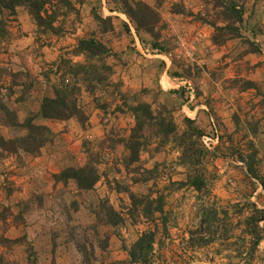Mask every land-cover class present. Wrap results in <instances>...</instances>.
<instances>
[{"label":"rangeland","instance_id":"obj_1","mask_svg":"<svg viewBox=\"0 0 264 264\" xmlns=\"http://www.w3.org/2000/svg\"><path fill=\"white\" fill-rule=\"evenodd\" d=\"M81 40L101 54L89 59ZM56 91L76 98L83 121L41 115ZM141 103L175 132L148 127L129 163ZM30 119L49 130L36 153L18 141ZM190 141L204 153L201 191L185 183ZM249 144L264 173V0H0V264L40 253L63 264H264V191L240 159ZM89 159L92 188L61 176ZM146 231L153 249L132 262Z\"/></svg>","mask_w":264,"mask_h":264},{"label":"trees","instance_id":"obj_2","mask_svg":"<svg viewBox=\"0 0 264 264\" xmlns=\"http://www.w3.org/2000/svg\"><path fill=\"white\" fill-rule=\"evenodd\" d=\"M3 1L8 6H10V8H14L17 5L24 3V1L31 0H1V2ZM37 1L33 0V2ZM43 3L38 6V13ZM130 16L135 20L137 27H146L145 22L139 16H135L134 13H132ZM80 43L81 46L83 44L91 43L88 48H85V50L89 52V54H87V57L89 59H93L95 56H97V54H101V51L97 49V47L100 48V46H96L95 42L81 40ZM92 45L95 46L92 47ZM83 114L84 113L77 104L76 98L70 97L60 91H56L54 97H44L41 104V115L47 119H68L71 117H78L79 120L83 121L85 118ZM134 114L136 124L127 141V148L130 150V154L128 156L129 163L138 160L139 149L142 144L141 139L146 137L144 130L148 129V127L156 126L154 133L164 139L169 138V135L175 132V125L172 122H166L165 119H157L152 109L145 103L139 104L135 108ZM189 121L192 122L191 120ZM20 126H24L29 130L28 136H25L18 140L19 145L21 146L20 149L32 153L38 152L39 148H41L45 143V133L49 131L47 127L33 124V119H30L28 121L26 120L24 123L20 124ZM12 144H14V142H12ZM187 146L189 148L187 147L185 149V152H182L183 162H189L191 166L189 168L187 180L185 183L194 187L196 190L201 191L208 180V176L206 175L207 171L205 172V168L202 167V163L205 159L203 157L204 153L200 154L201 150L193 148V141H190V144H188ZM192 149L193 152L189 151ZM249 149V154H241L240 159L244 163L246 173L252 179L256 180L264 191V173L261 172V170L257 167L258 150L251 144H249ZM199 166H201V168ZM61 176H63L64 179L73 178L76 181L78 187L83 190L92 188L99 180L97 167L95 163L90 159L83 167L65 169L62 172ZM257 213H259L257 221H264V209L257 210ZM260 239L261 236L256 238L255 244H257ZM154 241V231L143 232L130 250L129 254L131 255L132 262L147 261L148 252L153 249Z\"/></svg>","mask_w":264,"mask_h":264},{"label":"crops","instance_id":"obj_3","mask_svg":"<svg viewBox=\"0 0 264 264\" xmlns=\"http://www.w3.org/2000/svg\"><path fill=\"white\" fill-rule=\"evenodd\" d=\"M22 216H24L25 217V214H22ZM27 217V216H26ZM10 217H7V219L5 220L6 222H9L10 221V219H9ZM9 233H12V231L10 230L9 231ZM7 236V235H6ZM36 240V239H35ZM45 242H48V241H45ZM37 246H38V244H37ZM39 247V246H38ZM50 248H51V246H50ZM35 254V253H34ZM33 254V255H34ZM54 260V262H53V264H63L65 261L63 260V259H60V258H55V259H53V256L50 254V258L49 257H47V254H44L43 256H42V253H40L39 254V256L38 257H36V255H35V258H34V262L36 263V264H52V261ZM23 263H25V264H28V263H30V261L26 258V257H24L23 258Z\"/></svg>","mask_w":264,"mask_h":264}]
</instances>
